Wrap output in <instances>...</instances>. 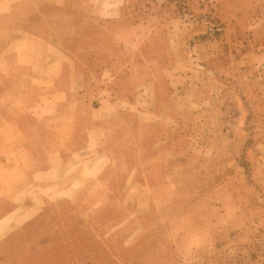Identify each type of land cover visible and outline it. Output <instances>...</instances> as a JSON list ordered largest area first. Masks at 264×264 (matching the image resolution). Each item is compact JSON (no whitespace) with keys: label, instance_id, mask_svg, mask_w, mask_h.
Listing matches in <instances>:
<instances>
[{"label":"rangeland","instance_id":"374dc122","mask_svg":"<svg viewBox=\"0 0 264 264\" xmlns=\"http://www.w3.org/2000/svg\"><path fill=\"white\" fill-rule=\"evenodd\" d=\"M91 1L12 27L43 21L38 32L75 54L92 40L88 80L102 72L110 98L143 95L151 125L118 134L119 150L141 148L118 189L95 182L2 221L0 264H264V0ZM10 84L0 100L22 99ZM136 162L146 186L131 181Z\"/></svg>","mask_w":264,"mask_h":264},{"label":"crops","instance_id":"0c3cea01","mask_svg":"<svg viewBox=\"0 0 264 264\" xmlns=\"http://www.w3.org/2000/svg\"><path fill=\"white\" fill-rule=\"evenodd\" d=\"M92 2L4 3L0 88L10 82V89L26 93L18 99L16 93L5 91L11 99L0 100V223L39 213L52 202L86 197L95 182L118 189L126 154L141 152L133 147L119 150L118 134L135 135L150 127L147 100L143 95L107 97L111 82L102 72L95 82L88 80L93 69L83 58L91 55L85 46L92 40L81 38L75 54L38 32L43 21L34 22V28L12 27L42 8L49 14V6L58 5L86 10ZM128 107L135 114L128 115L124 111ZM150 135L140 138L146 143L144 151L157 146ZM131 168L132 183L146 186L137 177L141 164Z\"/></svg>","mask_w":264,"mask_h":264}]
</instances>
